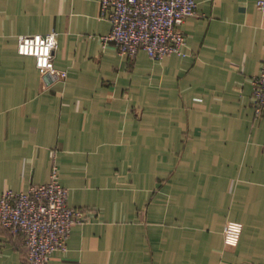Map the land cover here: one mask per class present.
Listing matches in <instances>:
<instances>
[{
	"label": "crops",
	"instance_id": "1",
	"mask_svg": "<svg viewBox=\"0 0 264 264\" xmlns=\"http://www.w3.org/2000/svg\"><path fill=\"white\" fill-rule=\"evenodd\" d=\"M186 56H124L101 0H0V195L46 184L89 213L50 264H264V0H195ZM58 35L49 84L23 35ZM243 224L236 247L223 232ZM0 228V264H24Z\"/></svg>",
	"mask_w": 264,
	"mask_h": 264
},
{
	"label": "built area",
	"instance_id": "2",
	"mask_svg": "<svg viewBox=\"0 0 264 264\" xmlns=\"http://www.w3.org/2000/svg\"><path fill=\"white\" fill-rule=\"evenodd\" d=\"M264 11V1L258 3ZM195 0H101L100 16L112 28L102 41L115 45L124 56L135 58L143 51L154 61L171 55L186 56V37L182 24L196 17ZM58 35H25L18 39V53L33 57L36 68L47 83L65 79L55 66ZM48 83V84H49ZM251 104L256 118L264 115V62L252 80ZM69 190L59 181L53 167L46 184L34 185L27 192L7 190L0 195V228L22 235L27 248L24 264H50L51 256L66 251L71 230L89 220V213L68 204ZM243 224L230 221L223 237L226 246L236 247Z\"/></svg>",
	"mask_w": 264,
	"mask_h": 264
},
{
	"label": "rangeland",
	"instance_id": "3",
	"mask_svg": "<svg viewBox=\"0 0 264 264\" xmlns=\"http://www.w3.org/2000/svg\"><path fill=\"white\" fill-rule=\"evenodd\" d=\"M30 35V34H29ZM23 36H25V35H23ZM22 37V36H21Z\"/></svg>",
	"mask_w": 264,
	"mask_h": 264
}]
</instances>
